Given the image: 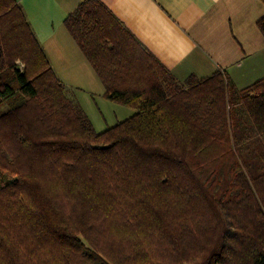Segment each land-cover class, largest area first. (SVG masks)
Here are the masks:
<instances>
[{"label":"trees","instance_id":"1","mask_svg":"<svg viewBox=\"0 0 264 264\" xmlns=\"http://www.w3.org/2000/svg\"><path fill=\"white\" fill-rule=\"evenodd\" d=\"M64 25L134 114L96 132L0 0V264H264V78L180 83L99 0Z\"/></svg>","mask_w":264,"mask_h":264},{"label":"crops","instance_id":"2","mask_svg":"<svg viewBox=\"0 0 264 264\" xmlns=\"http://www.w3.org/2000/svg\"><path fill=\"white\" fill-rule=\"evenodd\" d=\"M85 0H17L70 95L105 87L64 25ZM180 83L225 73L237 89L264 78L260 0H99ZM128 118V117H127Z\"/></svg>","mask_w":264,"mask_h":264},{"label":"rangeland","instance_id":"3","mask_svg":"<svg viewBox=\"0 0 264 264\" xmlns=\"http://www.w3.org/2000/svg\"><path fill=\"white\" fill-rule=\"evenodd\" d=\"M73 94L71 96L81 106L98 133L134 114L132 108L109 101L102 92L78 90Z\"/></svg>","mask_w":264,"mask_h":264}]
</instances>
